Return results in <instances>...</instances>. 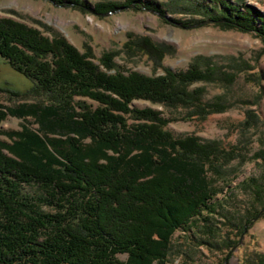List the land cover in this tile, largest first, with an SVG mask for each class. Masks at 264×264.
Returning <instances> with one entry per match:
<instances>
[{"label": "trees", "instance_id": "1", "mask_svg": "<svg viewBox=\"0 0 264 264\" xmlns=\"http://www.w3.org/2000/svg\"><path fill=\"white\" fill-rule=\"evenodd\" d=\"M211 1L221 7L211 15L216 21L235 20L244 28L256 22L228 0ZM145 5L163 12L159 4ZM195 5L210 12L208 5ZM0 57L34 82L33 93L49 96L0 111L38 124L0 130L8 138L0 140V264H167L177 231L215 234L227 203L219 197L221 184L233 190L227 165L245 162L242 150L218 140L173 139L116 113H132L127 104L133 99L189 103L202 116L222 112V99L203 103V89L188 90L214 69L192 64L162 76L108 74L64 38L11 18L0 19ZM103 61L111 70L112 58ZM137 112L164 121L158 112ZM255 181L249 179V188L260 194ZM234 226L242 229V223ZM247 264H264V254Z\"/></svg>", "mask_w": 264, "mask_h": 264}, {"label": "rangeland", "instance_id": "2", "mask_svg": "<svg viewBox=\"0 0 264 264\" xmlns=\"http://www.w3.org/2000/svg\"><path fill=\"white\" fill-rule=\"evenodd\" d=\"M128 1L0 0V19L22 22L49 38H64L108 74L121 71L125 75L139 72L162 76L167 69L188 71L192 64L204 71L207 66L214 69V76L200 79L188 90L203 89V103L222 99V112L202 116L195 114L197 107L189 103L176 107L133 99L127 104L132 113H116L131 125L145 123L173 139L218 140L226 149L236 145L246 157L242 164L237 158L227 165L233 190L221 184L224 192L219 197L227 203L214 222L215 234L177 231L167 264L257 261L258 254H264V34L259 29L263 26L264 0H228L240 8L242 15L256 21L255 26L247 28L235 20L213 19L211 15L221 12V7L211 0ZM195 2L210 6V12L203 14ZM151 3L162 6L163 12L146 7ZM112 5L115 8L109 9ZM143 48L146 51L142 52ZM106 57L112 58L111 70L104 66ZM33 85L30 78L0 57V111L22 102L48 101L49 96L32 92ZM74 99L98 106L89 97ZM148 110L158 112L163 123L159 124L151 113L140 117L137 112ZM23 123L38 128L31 117L0 115L2 131L19 130ZM0 140L8 138L0 134ZM250 178L261 187L260 194L254 193V188L250 190ZM242 181L245 184L239 189ZM236 223H242V229H236Z\"/></svg>", "mask_w": 264, "mask_h": 264}]
</instances>
